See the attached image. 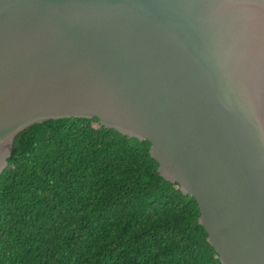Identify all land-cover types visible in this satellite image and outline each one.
I'll return each instance as SVG.
<instances>
[{
	"label": "water",
	"instance_id": "obj_1",
	"mask_svg": "<svg viewBox=\"0 0 264 264\" xmlns=\"http://www.w3.org/2000/svg\"><path fill=\"white\" fill-rule=\"evenodd\" d=\"M150 143L221 264H264V0H0V183L29 127Z\"/></svg>",
	"mask_w": 264,
	"mask_h": 264
},
{
	"label": "trees",
	"instance_id": "obj_2",
	"mask_svg": "<svg viewBox=\"0 0 264 264\" xmlns=\"http://www.w3.org/2000/svg\"><path fill=\"white\" fill-rule=\"evenodd\" d=\"M149 148L96 118L29 127L0 183V264H221Z\"/></svg>",
	"mask_w": 264,
	"mask_h": 264
}]
</instances>
